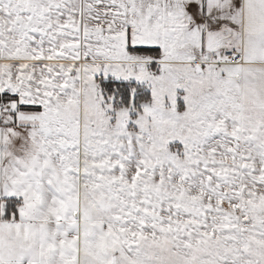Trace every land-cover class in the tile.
<instances>
[{
    "label": "snow or ice",
    "instance_id": "snow-or-ice-1",
    "mask_svg": "<svg viewBox=\"0 0 264 264\" xmlns=\"http://www.w3.org/2000/svg\"><path fill=\"white\" fill-rule=\"evenodd\" d=\"M0 264H264V0H0Z\"/></svg>",
    "mask_w": 264,
    "mask_h": 264
}]
</instances>
